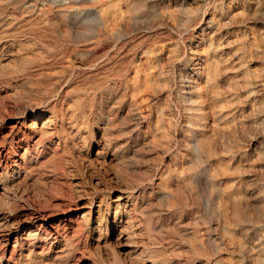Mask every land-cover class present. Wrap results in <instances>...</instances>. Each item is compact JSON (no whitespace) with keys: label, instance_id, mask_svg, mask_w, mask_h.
Listing matches in <instances>:
<instances>
[{"label":"rangeland","instance_id":"obj_1","mask_svg":"<svg viewBox=\"0 0 264 264\" xmlns=\"http://www.w3.org/2000/svg\"><path fill=\"white\" fill-rule=\"evenodd\" d=\"M0 264H264V0H0Z\"/></svg>","mask_w":264,"mask_h":264},{"label":"bare ground","instance_id":"obj_2","mask_svg":"<svg viewBox=\"0 0 264 264\" xmlns=\"http://www.w3.org/2000/svg\"><path fill=\"white\" fill-rule=\"evenodd\" d=\"M37 118V117H36ZM48 120V119H47ZM50 121V120H49ZM51 122V121H50ZM43 123H44V121H43ZM48 124V123H47ZM35 125V124H34ZM33 125V126H34ZM45 126V125H44ZM123 200H125V198H119L117 201V206L118 207H123V206H126L127 205V201L126 202H123ZM132 211V210H131ZM128 215V214H127ZM44 216V215H43ZM86 216V215H85ZM124 216V215H123ZM80 218V217H79ZM121 220V219H120ZM122 221V220H121ZM128 222V221H127ZM119 231H118V237L117 238H121V237H123V229L122 228H120V229H118ZM126 242V241H125ZM124 242V243H125ZM127 244V243H126ZM127 246V245H126ZM129 246V245H128ZM138 252V251H137Z\"/></svg>","mask_w":264,"mask_h":264}]
</instances>
